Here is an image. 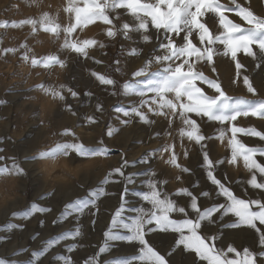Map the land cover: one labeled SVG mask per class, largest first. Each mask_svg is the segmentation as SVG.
<instances>
[{"label":"rangeland","instance_id":"obj_1","mask_svg":"<svg viewBox=\"0 0 264 264\" xmlns=\"http://www.w3.org/2000/svg\"><path fill=\"white\" fill-rule=\"evenodd\" d=\"M0 169V264H264V0H0Z\"/></svg>","mask_w":264,"mask_h":264},{"label":"snow or ice","instance_id":"obj_2","mask_svg":"<svg viewBox=\"0 0 264 264\" xmlns=\"http://www.w3.org/2000/svg\"><path fill=\"white\" fill-rule=\"evenodd\" d=\"M63 147H66V145L63 146ZM61 150H62V147H57V148H55V149H51V150L48 151V152H43V153H41V156H43V157L55 156V155H56L59 151H61ZM89 151H90V149H87V148H83V147H81V148L78 150V153H79V152H89ZM78 153H77V154H78ZM13 167L17 169V172H18V173H23V172H24V169L21 168V167H19L18 165H13ZM5 169H6V168H5ZM5 169H0V171H4ZM31 210H38V211L41 212V213L45 212V208H44V207H40V206H37V205H33ZM47 210H50V209H47ZM13 215H15V214H13ZM57 223H59V221H57ZM41 224H43V222H41ZM37 235H38V234H37ZM181 247H183V245H181ZM185 250L187 251L188 249H185ZM33 255H35V253H34ZM197 259H199V257H197Z\"/></svg>","mask_w":264,"mask_h":264}]
</instances>
